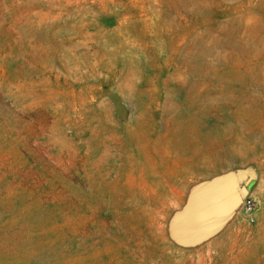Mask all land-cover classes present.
Wrapping results in <instances>:
<instances>
[{
    "label": "rangeland",
    "instance_id": "rangeland-1",
    "mask_svg": "<svg viewBox=\"0 0 264 264\" xmlns=\"http://www.w3.org/2000/svg\"><path fill=\"white\" fill-rule=\"evenodd\" d=\"M0 264H264V0H0Z\"/></svg>",
    "mask_w": 264,
    "mask_h": 264
},
{
    "label": "built area",
    "instance_id": "built-area-1",
    "mask_svg": "<svg viewBox=\"0 0 264 264\" xmlns=\"http://www.w3.org/2000/svg\"><path fill=\"white\" fill-rule=\"evenodd\" d=\"M244 209H245V212L248 214V215H253L254 211H255V203L253 200L251 199H247L244 203ZM252 221V219H250Z\"/></svg>",
    "mask_w": 264,
    "mask_h": 264
},
{
    "label": "bare ground",
    "instance_id": "bare-ground-1",
    "mask_svg": "<svg viewBox=\"0 0 264 264\" xmlns=\"http://www.w3.org/2000/svg\"><path fill=\"white\" fill-rule=\"evenodd\" d=\"M96 55V54H95Z\"/></svg>",
    "mask_w": 264,
    "mask_h": 264
}]
</instances>
